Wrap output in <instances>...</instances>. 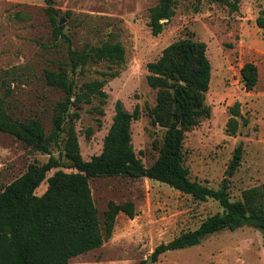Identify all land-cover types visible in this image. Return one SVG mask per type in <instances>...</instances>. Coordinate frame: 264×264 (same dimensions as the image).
I'll return each instance as SVG.
<instances>
[{
  "label": "rangeland",
  "instance_id": "374dc122",
  "mask_svg": "<svg viewBox=\"0 0 264 264\" xmlns=\"http://www.w3.org/2000/svg\"><path fill=\"white\" fill-rule=\"evenodd\" d=\"M53 1L50 6L49 0H0V97L14 117H39L47 132L52 129L53 106L64 92L46 82L44 71L67 61L68 48L64 37L55 36L50 22L47 10L54 7L73 47L82 50L88 44L120 41L126 49L122 65L99 61L76 75L78 85L106 78L107 96L83 104L75 123L83 158L89 160L102 151L116 102L121 101L130 112L140 107V116L131 125L132 138L137 154L149 166L159 155L166 128L151 122L149 110L156 104L157 90L147 82V64L176 40L204 41L212 64L205 100L211 115L186 133L184 163L192 180L211 187H220L228 178L232 200L264 183V27L256 22L264 0H241L236 11L216 0H176L175 14L157 35L149 25V9L157 0ZM248 61L259 69L258 83L249 91L241 76ZM103 71L119 74L105 77ZM236 102H240L242 117L239 130L230 135L227 122ZM239 145L241 163L229 172ZM52 153L57 156L59 147H53ZM49 156L0 130V190L30 163L46 162ZM90 184L101 218L110 200L133 201L136 215L120 212L111 237L101 247L70 258L69 264H264V231L249 225L208 234L196 245L169 250L153 261L159 244L197 228L221 212V204L147 177L99 176L91 178ZM46 187L45 181L37 193Z\"/></svg>",
  "mask_w": 264,
  "mask_h": 264
},
{
  "label": "trees",
  "instance_id": "16d2710c",
  "mask_svg": "<svg viewBox=\"0 0 264 264\" xmlns=\"http://www.w3.org/2000/svg\"><path fill=\"white\" fill-rule=\"evenodd\" d=\"M216 1L236 11L241 0ZM175 8L176 0H157L150 7L149 25L153 34L164 30ZM47 11L55 36L64 37L68 48L67 61L57 69H45L44 76L46 82L61 89L64 96L53 106L50 132L39 117H14L0 97V130L32 150L50 154L46 162L30 163L21 176L0 190V264H69L70 258L101 247L111 237L117 215L125 212L134 217L136 211L131 200H110L101 218L90 184L91 178L99 176L147 177L197 199L212 198L221 204L223 210L204 219L197 228L159 244L152 254L153 261L169 250L196 245L208 234L225 228L235 230L249 225L264 231V183L245 189L240 199L232 200L228 178L220 187H211L192 180L184 163L186 133L198 126L202 118L211 115V107L205 102L212 77L207 44L191 38L176 40L163 49L159 58L147 64V82L157 90L156 104L149 110L151 122L166 128L159 155L151 165L143 162L133 144L131 125L139 118L140 107L137 105L130 112L121 101L116 102L102 151L85 160L75 123L83 104L91 103L96 96H107L106 78L84 80L78 85L76 75L88 64L99 61L122 65L126 49L120 41H105L96 46L88 44L79 50L64 32L57 9L49 7ZM256 22L264 27V8ZM118 74L119 71L102 72L105 77ZM241 76L245 89H254L259 80L257 64L246 62ZM240 110V102L230 107L231 116L227 122L230 135L239 130ZM247 122L244 119L243 124ZM55 146L59 147L57 156L52 153ZM241 160L242 146L239 145L229 172H234ZM53 169L54 173L48 176ZM45 181V191L38 194L36 190Z\"/></svg>",
  "mask_w": 264,
  "mask_h": 264
},
{
  "label": "water",
  "instance_id": "95a60500",
  "mask_svg": "<svg viewBox=\"0 0 264 264\" xmlns=\"http://www.w3.org/2000/svg\"><path fill=\"white\" fill-rule=\"evenodd\" d=\"M54 4V1L53 0H49V5L52 6ZM167 19H165L164 21H166ZM62 23V21L60 22Z\"/></svg>",
  "mask_w": 264,
  "mask_h": 264
}]
</instances>
